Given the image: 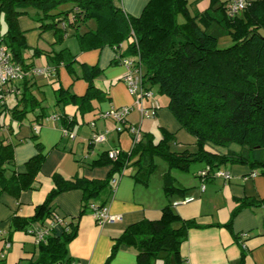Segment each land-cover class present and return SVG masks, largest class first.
Instances as JSON below:
<instances>
[{
  "label": "trees",
  "instance_id": "obj_1",
  "mask_svg": "<svg viewBox=\"0 0 264 264\" xmlns=\"http://www.w3.org/2000/svg\"><path fill=\"white\" fill-rule=\"evenodd\" d=\"M118 1L0 0V18L5 24V30L0 32V44L10 50L13 60L26 72L19 82L14 83L19 91L13 95V105L8 106L7 99L0 98V114L7 112L20 123L29 113H34L31 130L34 126L40 127L42 119L49 115L32 91L33 79L48 77L28 73L36 66L26 61L28 46L18 24L20 16L29 15L40 23L42 30H53L57 42L64 38L70 27L77 30L79 26L88 27V22L94 21L95 28L75 33L80 47L109 46L114 51V64H122L124 58H129L140 66L143 87L151 90L157 86L158 93L167 99L166 108L195 138V148H172L174 135L167 130L162 129L160 138L155 140L152 133L140 129V140L128 150L110 148L90 163L91 166L109 165L106 178L76 176L66 179L53 173V186L42 203L35 207L34 214L30 217L14 215L9 232L4 233V240L9 238L11 231L29 233L40 227L33 226L35 222L47 225L45 221L56 214L52 202L62 192L81 191L82 214L90 200L101 198L108 191L111 193L114 174L128 166H136L134 178L147 184L148 177L156 170L155 159L159 157L167 165L162 177L167 203L161 208L158 219L144 218L128 225L111 254L118 244L127 242L137 250L133 264H154L157 259L168 264H182L180 245L186 240L188 230L198 224L194 220L182 219L173 210L170 197L184 196L188 188L176 184L171 170L188 171L192 162H203L211 171L227 164H240L248 166L251 175L264 176V0H250L234 14L228 12V0H208V6L200 12H191L188 0H148L138 16L128 14ZM225 36L230 37L232 44L219 48V39ZM38 54L40 50L34 49L31 57ZM45 54L53 65L51 80L55 83L58 66H68L75 57L66 49ZM81 67V77L87 82L85 95L76 96L59 86L54 91L56 105L91 107L92 98L106 96L94 84L98 67L87 64ZM58 116L61 127L68 130L76 122L74 117ZM31 139L36 154L25 163L24 172L12 169L13 144L0 140V192L17 198L22 191L34 188L45 153L33 130ZM232 143L238 147L231 149ZM213 147L227 150L219 152ZM110 150H117V155L109 157ZM9 168L11 173L7 174ZM208 177H213L211 172L205 180ZM97 205L104 206V202ZM262 205L264 197L236 199V206L224 225L231 230L232 220L242 208ZM59 230L56 234L52 228L44 241L38 242V257L24 264H68L67 244L75 237L77 225L68 223ZM245 256L242 251L236 264H244Z\"/></svg>",
  "mask_w": 264,
  "mask_h": 264
},
{
  "label": "crops",
  "instance_id": "obj_2",
  "mask_svg": "<svg viewBox=\"0 0 264 264\" xmlns=\"http://www.w3.org/2000/svg\"><path fill=\"white\" fill-rule=\"evenodd\" d=\"M148 0H119L123 9L132 16H138ZM194 12L204 10L208 0H194ZM192 3V4H193ZM20 29L28 46L26 61L32 62L36 67L52 66L46 52L51 54L66 49L75 58L68 66L60 64L57 68V81L50 78L37 77L32 80V91L41 100L49 115L42 119L38 128V141L43 146L45 158L37 174L34 188L24 190L16 198L7 192H0V259L1 264H24L35 260L40 251L39 243L35 237L22 230L11 231L9 248L4 251V237L10 228L11 218L14 215L30 217L34 214L35 207L42 203L46 194L52 188L51 176L59 173L66 179L74 177H87L104 179L110 171V166H91L90 163L97 159L101 152L110 148L128 150L131 146V135L117 134L108 130L106 140L102 143L91 144L88 142L93 130L103 129L101 121L97 120L101 111L120 106H131L126 119L128 124L139 126L142 132L152 133L159 139L161 130H167L174 135L172 148L182 150L194 149L195 138L190 135L173 114L166 108L167 99L161 97L143 99V106L150 108L153 103L158 109L153 117L142 116L139 108L134 106V99L128 93L122 77L126 68L122 64H114V51L112 47L103 46L83 51L80 47L76 32L82 33L87 28H95V22L89 21L87 26L70 27L64 38L56 41L53 30H42L40 23L29 15L18 18ZM4 31V30H3ZM39 49L40 54L31 57L32 51ZM69 60V56L65 57ZM82 64L96 65L99 69L94 84L104 93V97L92 98L91 107L79 108L74 104L56 105L54 91L59 87L68 89L76 96H84L87 82L81 77ZM61 70L64 73L61 74ZM50 99H49V98ZM15 98L11 95L7 100ZM150 103V105H148ZM65 114L74 117L75 124L69 135H64L58 119L51 115ZM34 113H29L20 123L13 120L7 112L0 114V140L9 141L14 148L15 172H24L25 163L36 154L34 142L31 139V121ZM95 123L94 129L89 126ZM109 121V120H108ZM107 121H104V124ZM79 125L75 129V125ZM111 128V121L108 123ZM73 131L75 134H73ZM73 134V136H72ZM71 135V136H70ZM78 137V139H76ZM237 148V147H236ZM212 149L219 150L218 147ZM158 175V181L152 182V174L144 184L134 178L137 167L134 165L124 168L114 174L111 182L112 191L104 193L101 198L90 200L89 203L104 205L111 214L121 215L122 219L113 223H97L87 208L80 214L82 206V193L80 190L62 192L53 200L54 212L68 223L76 224L75 237L67 244L68 264H133L136 260L137 250L131 243L117 245L111 254L118 237L124 229L144 218L155 220L160 217L161 208L167 203V198L162 188L163 173L167 165ZM206 164L192 165L191 175H174L176 184L188 188L181 195L170 197L173 210L186 220H194L198 226L188 230L186 240L180 245L182 264H236L242 251L245 253L244 264H264V205L244 207L233 218L231 230L224 224L230 219L236 206V199L249 197L259 199L264 197V176L251 175V170L246 165L227 164L220 169L231 174L230 179L208 177L202 181L197 172L205 168ZM11 173L10 168L7 174ZM202 183L204 189L201 188ZM48 223V219L45 221ZM33 226H42L35 222ZM64 226V225H63ZM56 234L60 226H54ZM53 231V232H54ZM9 232V231H8ZM52 232V231H51ZM3 254V256H2ZM154 264H168L163 259H157Z\"/></svg>",
  "mask_w": 264,
  "mask_h": 264
},
{
  "label": "built area",
  "instance_id": "obj_3",
  "mask_svg": "<svg viewBox=\"0 0 264 264\" xmlns=\"http://www.w3.org/2000/svg\"><path fill=\"white\" fill-rule=\"evenodd\" d=\"M250 0H228L227 9L230 14L237 13L242 10ZM122 64L125 66L126 71L122 77L123 82L125 83L128 92L135 96L134 106L139 108V111L142 116L153 117L156 114L158 109L157 104L153 103L150 108H145L143 106L144 97H151V90H146L142 85V70L140 66H136V63L129 58H124ZM34 76H44L50 78L53 73L51 66H42V67H33V69L28 72ZM26 74L22 70L21 66L16 63L13 58L10 50L3 44H0V98L2 100L8 99L11 95L18 94L19 89L14 83L19 82L23 75ZM9 86V87H8ZM131 110V106H120L112 108L109 111L101 112L99 116L103 118H112L116 122V130L121 132L123 130H128L131 137V145L140 140V127L134 124L126 125V117ZM52 118L58 119L59 116L54 114L51 115ZM121 123L122 125H119ZM127 126V127H126ZM91 127L94 129L95 123L91 122ZM38 126L32 128L34 133H38ZM62 132L64 135H69L70 131L62 127ZM108 131H96L94 130L89 142L91 144L102 143L106 140V135ZM71 136V135H70ZM117 155V150H110L108 153L109 157H115ZM212 173L213 177H220L223 179H230L231 174L227 170L216 169L211 171L210 166L206 165L205 168L198 172V175L201 177L202 181H205L206 176ZM255 175V173H252ZM115 179L112 178L111 182H114ZM201 188L204 189V184L202 183ZM89 211L94 217L97 223H113L117 220H121L122 216L117 214H111L108 211V208L104 206H98L95 203H90L88 206ZM65 226L64 219L57 214H53L51 219H48V223L45 226L34 228L29 233L32 234L37 242L44 241V239L50 234L51 229L54 226ZM4 241V251H6L10 243L8 240ZM3 256V254H2ZM62 264V263H59ZM190 264V263H186Z\"/></svg>",
  "mask_w": 264,
  "mask_h": 264
},
{
  "label": "rangeland",
  "instance_id": "obj_4",
  "mask_svg": "<svg viewBox=\"0 0 264 264\" xmlns=\"http://www.w3.org/2000/svg\"><path fill=\"white\" fill-rule=\"evenodd\" d=\"M194 2V0H188V7H189V10L191 11V12H193V10H194V6H195V4L193 3ZM193 3V4H192ZM182 20V18L180 17V21ZM3 30H5V24H4V21L2 20V18H0V32H2ZM232 44V41H231V39H230V37L229 36H225V37H221L220 39H219V42H218V47L219 48H224V47H227V46H229V45H231ZM125 45V43L123 44V46ZM125 47V46H124ZM88 50H92V49H87V50H83V51H88ZM62 73H64V70H61V74ZM127 88V87H126ZM127 91H128V89H127ZM151 92H152V96H154V97H161V99L162 98H165V96L164 95H162V94H159L158 93V88H157V86H153L152 87V89H151ZM129 93V92H128ZM130 94V93H129ZM132 97H133V99H134V101H135V96L134 95H132V94H130ZM152 96L151 97H144V100H148V98H152ZM49 98V97H48ZM50 99V98H49ZM8 103H9V105H11V103H12V100H8ZM148 105H150V103L148 104ZM112 109V107L111 108H109V109H107V110H104V111H101V112H106V111H109V110H111ZM100 112V113H101ZM99 113V114H100ZM97 120H99V121H101V123L103 124V126L104 127H102L103 129H99V131H108V130H110L111 132H114V133H117V134H122V133H124L123 135H126V134H129L130 135V133H129V131L128 130H123V131H121V132H118L117 130H116V122L114 121V119H112V118H103L102 116H99L98 115V118H97ZM107 121V125H106V122H105V124H104V121ZM109 120V121H108ZM111 121V125H112V127L111 128H108L107 126H110V125H108V123ZM92 122V121H91ZM91 122L89 123V126H90V128L91 129H93L92 127H91ZM119 125H122L121 123H119ZM79 127V125H75V129H77ZM94 131V130H93ZM108 133V132H107ZM73 134H75L74 133V131H73ZM73 134H72V136H73ZM76 139H78V137L76 138ZM131 139V138H130ZM158 139V138H157ZM132 140V139H131ZM131 140H130V143H131ZM88 142H89V140H88ZM236 147H238V146H236V144L235 143H232V144H230V148L232 149V148H236ZM219 148V150H221L222 152H225L226 150H227V148H225V147H218ZM156 172H154L153 174H152V182L153 183H156V181H158V175H159V173H160V171L163 169L164 170V168L166 167L165 165H166V163H165V161L163 160V159H161V158H159V157H156ZM197 165V164H202V162H192L191 164H190V167H189V169H188V171H181V170H178V169H172L171 170V174H172V176H174L173 174H175V175H178V174H182V175H191L192 174V171H191V166L192 165Z\"/></svg>",
  "mask_w": 264,
  "mask_h": 264
}]
</instances>
